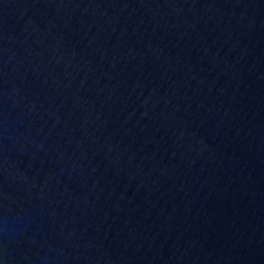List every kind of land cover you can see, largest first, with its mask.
Here are the masks:
<instances>
[{
	"label": "water",
	"instance_id": "obj_1",
	"mask_svg": "<svg viewBox=\"0 0 264 264\" xmlns=\"http://www.w3.org/2000/svg\"><path fill=\"white\" fill-rule=\"evenodd\" d=\"M0 264H264V0H0Z\"/></svg>",
	"mask_w": 264,
	"mask_h": 264
}]
</instances>
